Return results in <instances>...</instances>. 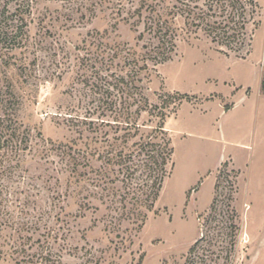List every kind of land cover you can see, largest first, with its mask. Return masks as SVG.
<instances>
[{"label":"rangeland","instance_id":"rangeland-1","mask_svg":"<svg viewBox=\"0 0 264 264\" xmlns=\"http://www.w3.org/2000/svg\"><path fill=\"white\" fill-rule=\"evenodd\" d=\"M142 1L0 0V264H264V0L249 53L185 30L143 75L153 104L189 96L167 120L175 168L144 224L119 215L121 134L87 85L126 75ZM221 156L234 163L217 169Z\"/></svg>","mask_w":264,"mask_h":264},{"label":"trees","instance_id":"trees-1","mask_svg":"<svg viewBox=\"0 0 264 264\" xmlns=\"http://www.w3.org/2000/svg\"><path fill=\"white\" fill-rule=\"evenodd\" d=\"M251 8H255L251 0H143L136 11L144 26L136 37L139 52L130 51L124 58L120 74L126 75H115L114 82H110L109 76L98 74L95 86L87 81L89 89L96 87L94 94L106 118L97 119L104 124L109 112L113 116L116 133L121 134L115 142L121 141L125 146L134 140L127 152L118 145L115 148L118 151L114 149L111 154L116 152L115 155L108 159L111 166L119 167V173L127 176L121 180L123 186L116 201L122 206L118 208L122 210L119 214L122 218L144 224L147 213L154 211L166 179L175 168V147L166 123L177 113L183 100L189 99L188 95L179 93L165 94L159 96L158 104L151 103L143 86V75H151L158 66L172 61L185 30L187 34L204 32L220 52L249 53L253 41L247 33ZM179 18L184 28L178 25ZM126 66L129 69L123 71ZM119 102L122 105L117 107ZM145 114L149 117L148 124H141ZM89 120L88 131L96 132L93 128L96 122L91 116ZM107 122L111 125L110 120ZM4 123L0 113V144L5 138Z\"/></svg>","mask_w":264,"mask_h":264},{"label":"crops","instance_id":"crops-1","mask_svg":"<svg viewBox=\"0 0 264 264\" xmlns=\"http://www.w3.org/2000/svg\"><path fill=\"white\" fill-rule=\"evenodd\" d=\"M236 144L239 145V146H241V147L243 148V150H246V149H244V148L247 147L246 145H244V144H242V143H240V142H237ZM229 159H232V156L225 157V158H223V156H221V157H220V160H219V164H218V166H217V169L222 165V163L226 162V160H229ZM232 160H233V159H232ZM233 163H234V160H233ZM217 169H216V170H217Z\"/></svg>","mask_w":264,"mask_h":264}]
</instances>
